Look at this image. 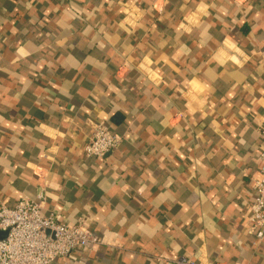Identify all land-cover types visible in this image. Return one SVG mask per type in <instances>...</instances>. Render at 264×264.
I'll list each match as a JSON object with an SVG mask.
<instances>
[{
  "label": "crops",
  "instance_id": "1",
  "mask_svg": "<svg viewBox=\"0 0 264 264\" xmlns=\"http://www.w3.org/2000/svg\"><path fill=\"white\" fill-rule=\"evenodd\" d=\"M263 147L264 0H0V202L102 238L55 264H264Z\"/></svg>",
  "mask_w": 264,
  "mask_h": 264
},
{
  "label": "built area",
  "instance_id": "2",
  "mask_svg": "<svg viewBox=\"0 0 264 264\" xmlns=\"http://www.w3.org/2000/svg\"><path fill=\"white\" fill-rule=\"evenodd\" d=\"M125 18L128 13L125 12ZM121 143V137L103 121L94 124L83 147L84 156L104 158ZM260 168L252 178L254 199L248 206L247 233L260 241L264 234V147L259 152ZM38 200L22 198L15 205L0 202V264H55L73 251L102 243L101 236L88 228L82 219L74 225L59 223L43 213L44 194ZM162 264H196L193 260H172L158 255Z\"/></svg>",
  "mask_w": 264,
  "mask_h": 264
}]
</instances>
